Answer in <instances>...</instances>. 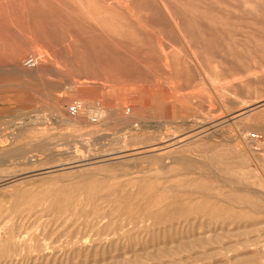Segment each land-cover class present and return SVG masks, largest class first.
Wrapping results in <instances>:
<instances>
[{"label": "rangeland", "instance_id": "1", "mask_svg": "<svg viewBox=\"0 0 264 264\" xmlns=\"http://www.w3.org/2000/svg\"><path fill=\"white\" fill-rule=\"evenodd\" d=\"M4 4L0 264H264V0Z\"/></svg>", "mask_w": 264, "mask_h": 264}, {"label": "bare ground", "instance_id": "2", "mask_svg": "<svg viewBox=\"0 0 264 264\" xmlns=\"http://www.w3.org/2000/svg\"><path fill=\"white\" fill-rule=\"evenodd\" d=\"M5 7V4H4V0H3V2H0V10L2 9V8H4ZM36 65V62H33L32 64H30V65H28V64H23V66L25 67V68H33L34 66ZM20 70V72H23V70H21V69H19ZM79 108H78V110H77V112H79V111H81L82 110V106L79 104V103H75ZM83 110H85V109H83ZM87 113H88V118H89V122L90 123H92V124H94V123H96L97 122V113H98V111H97V109L96 108H90V109H88V110H85ZM90 111V112H89ZM67 112L69 113V114H72V113H70L68 110H67ZM75 114V113H74ZM232 196V195H231ZM230 198V197H229ZM138 215V214H137ZM5 250V249H4ZM261 262H262V260H261Z\"/></svg>", "mask_w": 264, "mask_h": 264}, {"label": "built area", "instance_id": "3", "mask_svg": "<svg viewBox=\"0 0 264 264\" xmlns=\"http://www.w3.org/2000/svg\"><path fill=\"white\" fill-rule=\"evenodd\" d=\"M32 63H33V59L28 60L26 64L30 65V64H32ZM78 108H79V107L74 103L73 105L69 106V107L67 108V110H68L70 113L74 114V113H77Z\"/></svg>", "mask_w": 264, "mask_h": 264}]
</instances>
